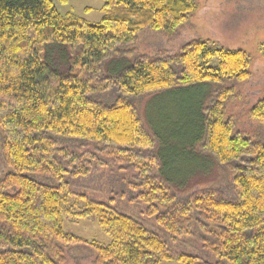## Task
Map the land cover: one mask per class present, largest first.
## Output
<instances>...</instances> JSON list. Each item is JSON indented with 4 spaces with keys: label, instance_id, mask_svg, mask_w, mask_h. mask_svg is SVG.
I'll use <instances>...</instances> for the list:
<instances>
[{
    "label": "trees",
    "instance_id": "16d2710c",
    "mask_svg": "<svg viewBox=\"0 0 264 264\" xmlns=\"http://www.w3.org/2000/svg\"><path fill=\"white\" fill-rule=\"evenodd\" d=\"M197 7L195 0H105L101 22L89 24L62 16L53 0H0V151L8 168L0 178V264H66V247L77 245L93 249L95 264H264V136L235 132L225 113L233 94L226 86L250 78V55L192 40L176 55L123 59L109 70L114 57L133 56L120 49L138 33L170 35ZM150 97L162 99L156 123L145 110L153 133L130 101ZM248 115L264 126V98ZM73 140L112 147L117 161L133 162L141 191L134 199L147 217L173 242L198 230L213 259L174 255L158 234L85 196L76 195L84 209L68 207L66 178H85L91 168L63 146ZM155 145L157 169L139 154ZM205 153L229 167L233 200L213 190L183 201L171 193L169 186L183 189L207 168ZM65 218H94L110 242L69 234Z\"/></svg>",
    "mask_w": 264,
    "mask_h": 264
},
{
    "label": "rangeland",
    "instance_id": "374dc122",
    "mask_svg": "<svg viewBox=\"0 0 264 264\" xmlns=\"http://www.w3.org/2000/svg\"><path fill=\"white\" fill-rule=\"evenodd\" d=\"M53 1L54 6L62 16H70L77 21L83 20L89 24L101 22L102 6L105 0H65L63 3L60 0ZM195 1L198 5L197 10L191 15L187 23L180 25L170 35L149 30L138 33L133 45L120 49L124 53L131 52L133 56L126 53L125 57L123 55L114 57L112 64L109 63V70L113 71L116 66L123 65V59L133 62L135 58L141 55L151 57L159 54L176 55L183 45L192 40H211L225 49H241L250 55L251 74L245 82L228 83L226 87L231 88L233 94L225 104V113L227 119L233 122L235 132L244 134L251 140H258L260 136H264V126L251 120L248 112L258 101L264 98V58L260 47L264 43V0ZM67 54H69V50H67ZM61 70V73L67 72L64 67ZM77 73H81V71L75 69L74 74ZM110 98H114V96L112 95ZM147 99L150 101L152 98L139 101L130 99V101L138 109L144 129L153 133L147 128L148 124L144 119L145 110L147 117L156 123L158 119H156L157 115L153 111H156L155 107L160 108L162 99L153 98L149 105H147ZM160 122L161 119L159 118ZM68 145L63 144L71 152L84 156V159L87 158L91 167L85 178H75L74 180L66 178L68 190L72 193L70 195L66 189L63 190V197L68 207L75 209V212L84 209L86 202L78 199L76 195L85 196L91 201L109 205L113 210L137 221L148 232L158 234L164 239L174 255H194L207 261L213 259L200 241L201 234L198 230L195 229V233L189 238H181L173 242L168 234L158 227L156 221L147 217L146 206L134 199L141 191L136 187L139 184L140 176L133 162L129 163L120 159L117 161L116 158L118 159V157L113 152V148L105 147L102 144L73 140ZM156 146L152 150L140 151L139 154L143 158L148 157L152 161L150 163L157 166V169L158 163L156 164L154 159L156 158ZM201 157L204 158H199L200 161H205L207 168L193 173V176L187 179L183 189L179 190L168 185L171 193L183 201L201 190H213L224 198L233 200L236 194L231 183L233 174L229 167L220 166L206 153ZM199 167L200 164L196 169ZM7 172L8 168L2 160L0 151V178ZM157 172L155 170V175L160 179ZM37 180L47 184L54 183V181L44 177H38ZM131 185L136 189L131 188ZM64 228L69 234L80 237L87 243L96 242L107 245L110 242L94 218L77 220L75 223H71L69 218H65ZM65 252L66 264H95V252L90 246L66 247Z\"/></svg>",
    "mask_w": 264,
    "mask_h": 264
}]
</instances>
